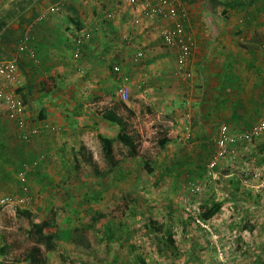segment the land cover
I'll return each mask as SVG.
<instances>
[{
  "label": "rangeland",
  "instance_id": "1",
  "mask_svg": "<svg viewBox=\"0 0 264 264\" xmlns=\"http://www.w3.org/2000/svg\"><path fill=\"white\" fill-rule=\"evenodd\" d=\"M261 19L263 28L264 11ZM261 40L255 56L214 49L216 65L191 83L171 72L144 87L145 78L118 65L127 102L117 96L111 68L115 83L107 96H96V133L41 161L27 178L30 204L0 214V264H28L30 249H44L32 230L52 208L57 225L46 232L58 237L54 250H43L47 264H139V255L149 264H264V127L250 135L264 125V32ZM149 88L156 98L146 97ZM112 108L138 135L135 154L114 144V166L99 140L119 133L102 118ZM22 160L28 158L20 167ZM91 161L107 176H96ZM15 174L12 189L1 194L20 193ZM214 203L220 212L205 219Z\"/></svg>",
  "mask_w": 264,
  "mask_h": 264
},
{
  "label": "crops",
  "instance_id": "2",
  "mask_svg": "<svg viewBox=\"0 0 264 264\" xmlns=\"http://www.w3.org/2000/svg\"><path fill=\"white\" fill-rule=\"evenodd\" d=\"M175 1L189 13L186 26L195 39L191 66L194 78L197 73L207 72L205 66L216 65L214 49L221 55L233 50H238L242 57L246 53L261 54L264 0L262 4L258 0ZM57 2L0 0V61H18L19 82L14 91L27 105V130L43 127L30 141H22L19 129L0 101V191L12 189L15 171L20 175L25 163L42 155L50 162L54 151L60 147L64 151L63 144L67 148L74 138L88 139L96 133V96H107L108 83H115V74L110 70L115 65L135 79L138 75L145 78L144 87L146 82L156 85L178 70V50L166 47L162 39V32L172 25L171 20L147 19L141 7L134 9L125 0L72 1L61 11H50ZM33 24L30 46L35 59L18 52L27 28ZM85 31L92 37L82 56L76 59L74 44ZM140 51L144 58L136 61ZM127 64L133 69H126ZM151 90H146L147 98L151 97ZM25 157L28 160H22L20 167V159Z\"/></svg>",
  "mask_w": 264,
  "mask_h": 264
},
{
  "label": "built area",
  "instance_id": "3",
  "mask_svg": "<svg viewBox=\"0 0 264 264\" xmlns=\"http://www.w3.org/2000/svg\"><path fill=\"white\" fill-rule=\"evenodd\" d=\"M72 1L79 0H58V2L50 8L52 12L61 11ZM245 2L246 0H241ZM134 9L142 8V12L147 19H168L172 21L170 28L162 32L164 45L168 48L178 50V70L176 77L186 83H191L194 75L191 69L193 64V53L195 47V39L188 32L186 21L189 18L188 10L175 0H125ZM264 9V4H263ZM138 22V21H137ZM35 24L30 25L23 37L21 44L18 47L20 54H29L32 59L36 58V54L30 46L32 41V29ZM92 37L88 31L82 32L75 41L74 57L79 59L83 52L86 42ZM144 58L142 51L136 54V61ZM114 73L118 75L117 80L120 83L117 86V96L122 102H127L129 99V89L125 80L119 77L120 67H113ZM18 61L16 59H5L0 61V101L6 107L8 118L13 121L20 131L22 141H30L32 137L38 135L42 126L28 128L27 105L24 100L14 91L18 85ZM10 89H12L10 91ZM48 128V126H45ZM264 125L255 126L250 132V135L259 134ZM52 130H55L52 128ZM249 136V135H248ZM247 136V137H248ZM223 142V141H222ZM46 159V155H42L38 160L30 163H25L23 170L20 172L21 190L18 194H1L0 193V214L9 209H17L28 206L31 202L29 188L27 185V176L30 172L35 171L40 162Z\"/></svg>",
  "mask_w": 264,
  "mask_h": 264
},
{
  "label": "trees",
  "instance_id": "4",
  "mask_svg": "<svg viewBox=\"0 0 264 264\" xmlns=\"http://www.w3.org/2000/svg\"><path fill=\"white\" fill-rule=\"evenodd\" d=\"M102 118L120 128V131L114 140L113 138H109L106 136H100L99 140L102 146V151L105 157V160L108 164L114 166L116 164L115 161V154H114V144L118 143L122 145L125 149L129 150L132 154L137 153L138 151V144L137 138L138 135L130 131V123L126 121L123 117H121L118 113V108H112L105 111L102 114ZM170 142L169 137H165L159 142L160 148L165 149L168 143ZM80 150L85 151V147H81ZM93 166V170L96 176L106 177L108 173L101 171L98 168V165L94 164L93 161L90 162ZM222 208L221 203H214L211 208H208L205 212L203 217L205 219H211L214 217L218 212H220ZM27 217H31V211H21ZM57 217H58V210L52 208L49 212V215L43 219L42 221L35 223L33 225L32 233L36 235L38 244L44 246L42 249L41 246L37 245L34 246L26 255V261L28 264H47V256L45 255L44 251H52L56 247V239L58 237L57 231L47 233L46 230L54 229L57 225ZM137 262L139 264H149L146 259L142 256L137 257Z\"/></svg>",
  "mask_w": 264,
  "mask_h": 264
}]
</instances>
